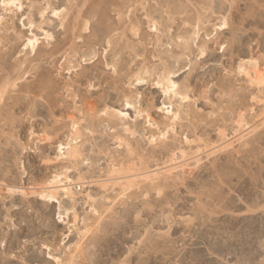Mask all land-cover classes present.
<instances>
[{
  "label": "rangeland",
  "instance_id": "obj_1",
  "mask_svg": "<svg viewBox=\"0 0 264 264\" xmlns=\"http://www.w3.org/2000/svg\"><path fill=\"white\" fill-rule=\"evenodd\" d=\"M3 1L0 242L7 243L8 253L0 247V260L12 259L14 250L20 253L23 249L17 256L22 264H47L48 253L38 244L51 246L63 235L61 256L67 264H192L196 260L264 264V259L260 262L264 233L249 234L255 241L249 240L254 246L261 245L263 253L247 260L252 253L247 250L248 227L244 229L254 214L253 221L264 220V208L249 210L258 202L257 207H264L260 203L264 198V112L260 111L264 110V89L252 84L240 69L245 64L250 66L242 62L264 54L261 0H18L16 4L23 8ZM225 5L229 6L227 11ZM49 6L46 19L41 20L40 12ZM58 9H65L62 17H51V11ZM225 17L227 29L219 27ZM149 21L157 22V33L150 32ZM133 27L139 30V38L132 36ZM44 32L55 39L47 40ZM34 34L40 38L35 52L24 47ZM109 36L112 46L106 57ZM221 44L227 45L225 53L219 51ZM201 50L205 56L199 55ZM114 58H118L119 75L107 70ZM161 61L179 86L178 94L165 97L156 87L160 81L149 77V83L138 85L139 91H135L138 98H150L139 106L142 114L124 108L122 100L134 91L128 88L131 76L142 68L157 66L163 72ZM185 94L188 99H181ZM161 107L179 110L178 120L169 118L167 110L159 112ZM117 110L128 111V118L113 115ZM241 113L249 130L256 129L243 139L249 142L248 149L239 151L240 142H235L232 148L216 152L211 164L203 152L199 156L203 162L194 165V159L189 160L186 174L180 168L173 171L177 175L172 174L169 180L163 177L158 183L160 189L148 181L140 182L130 189L131 197L118 199V186L107 180L115 164L125 168L126 174L133 168L135 172L136 168L147 171L176 166L184 160L181 149L192 152L191 157L197 146L207 150L209 145H221V132L225 131L226 140L232 139ZM74 123L81 133L83 153L72 162L64 160L61 152L73 137ZM122 123L133 133H125ZM163 132H167L166 139L150 142L152 136ZM118 134L129 140L132 154L126 144L120 145ZM62 172L76 183L73 189L78 199L72 201L62 194L60 203L43 200L39 189ZM103 184L109 185L105 189ZM9 188L14 191L9 193ZM141 189L149 195L147 206ZM159 190L161 195L156 196L154 192ZM57 214L64 220L56 219ZM85 231L87 238L81 239ZM77 241H82V248L77 247ZM227 242L231 247L238 245L239 253L214 250L218 246L223 249ZM57 250L53 247L54 252ZM240 257L247 262L240 263Z\"/></svg>",
  "mask_w": 264,
  "mask_h": 264
},
{
  "label": "bare ground",
  "instance_id": "obj_2",
  "mask_svg": "<svg viewBox=\"0 0 264 264\" xmlns=\"http://www.w3.org/2000/svg\"><path fill=\"white\" fill-rule=\"evenodd\" d=\"M18 0H4L3 1V3L5 4V5H11L13 2H17ZM55 11V10H54ZM62 15V14H61ZM60 17H62V16H60ZM200 20V19H199ZM155 21V20H154ZM202 21V20H201ZM200 21V22H201ZM153 22V21H152ZM155 24L157 23V22H154ZM29 38H32V39H36V40H38L39 42H40V38L36 35V34H34L32 37H28L27 38V41H28V39ZM27 43V42H26ZM188 44V43H187ZM37 45H38V43L35 45V49H36V47H37ZM29 47L30 48H33V46L32 45H29ZM188 48V47H187ZM249 65V64H248ZM240 69H243V72L247 75V77L249 78V76L251 75L254 79H259V75H258V73H257V70H256V68L254 67V66H252V65H250V66H246V64L245 65H242L241 66V68ZM261 70H264V68H262ZM250 81V80H249ZM172 82L173 83H175L173 80H172ZM251 82V81H250ZM252 83V82H251ZM253 84V83H252ZM257 85L260 87V84H258L257 83ZM165 90H166V88H165ZM260 91V90H259ZM262 91V90H261ZM264 93V92H263ZM175 95L176 94H178V91H176L175 93H174ZM184 97H187V95L185 94L184 95ZM259 100H260V98H259ZM261 103V102H260ZM260 105V104H259ZM258 105V106H259ZM263 108V107H262ZM256 110V109H255ZM260 110V109H259ZM172 111H174L173 109H172ZM257 111V110H256ZM260 111H263L264 112V110L262 109V110H260ZM181 112V111H180ZM108 113V112H107ZM111 113H113V112H111ZM118 110L115 112V114L113 113V115H117L118 116ZM109 114V113H108ZM107 114V115H108ZM179 110H177V112L176 111H174L173 112V115H172V118L173 119H176L177 118V120H178V116H179ZM261 114V113H260ZM260 114L259 113H257V116L259 115L260 116ZM263 114V113H262ZM112 115V114H111ZM243 113H241L240 114V118H239V116H238V118L236 119V122H237V128H236V130L234 131V133H237V134H235L234 136H233V138L232 139H225L227 136L225 135V131L224 132H221V138H220V140L223 142L221 145L219 144V145H217L218 146V148H219V150L218 151H221V150H225V148H228V147H231V146H233V144L235 143V142H241L244 138H247L248 137V135L252 132V131H255L256 129L255 128H253V129H251V130H249L251 127H248V122H246L245 120H244V117H243ZM110 116V115H109ZM114 117H116V116H114ZM261 117H264V115H261ZM260 117V118H261ZM118 118H120V117H118ZM123 119V118H122ZM126 119V118H125ZM124 120V119H123ZM261 120H263V121H261V125L263 124L264 125V119H262L261 118ZM113 121V120H112ZM111 121V122H112ZM174 121V120H173ZM175 122V121H174ZM124 123H126V122H124ZM251 124H252V122H251ZM77 123H74V127H73V129H74V134H73V137L72 138H70L69 140H68V143L67 144H65L66 146L64 147L66 150L65 151H63V152H61L62 154H64L63 155V157L64 158H66V159H64V160H76V159H78V158H80L81 157V155H82V150H81V146H80V144H79V138H81L80 137V135H81V133L79 134V129H78V127H77ZM254 125V124H253ZM252 125V126H253ZM121 126H125L123 123L121 124ZM129 126V125H128ZM127 125L124 127V129H125V133H127L126 131H130L131 130V132L133 133V129L132 128H129ZM246 127H248V128H246ZM259 127V126H258ZM258 127H256V128H258ZM133 130V131H132ZM249 130V131H248ZM223 131V130H222ZM248 131V132H247ZM130 132V133H131ZM131 133V134H132ZM228 134V133H227ZM125 135V134H124ZM127 136V135H126ZM125 136V137H126ZM229 136V135H228ZM238 137V138H237ZM116 138H117V140L119 141V143H120V145H123V144H126L127 145V151H132L131 150V148H130V144H129V140L127 141L125 138H123L122 136H120L119 134H118V137L116 136ZM128 138V137H127ZM235 138V139H234ZM237 138V139H236ZM225 139V141H223ZM81 140H82V138H81ZM80 140V141H81ZM218 140V139H217ZM188 142V141H187ZM81 143V142H80ZM83 143V142H82ZM189 144H190V142H189ZM188 144V145H189ZM192 144V143H191ZM200 144V143H199ZM198 145V144H197ZM202 145V144H201ZM216 145V144H215ZM64 146V145H63ZM83 147V146H82ZM192 147H194L193 145H192ZM192 147H189L190 148V151L192 150L193 151V149L194 148H196V146L193 148V149H191ZM61 148V147H60ZM232 148V147H231ZM204 148L202 147V146H197V150H195V151H193L194 152V154L190 157V156H188V155H190V154H192V152L189 154V153H186V151L183 149H181L180 151H179V153H181L180 155H181V157L184 159L183 160V162H180L179 164H176V166L175 165H167L168 167H166L165 169H163V168H159V167H157V168H159V169H155V170H147V171H138V169L136 168V171L134 172V169L135 168H133V170H131V172H130V174H129V172H128V174H126L125 173V171H123L124 169H122V167L121 168H119V167H116L117 165L115 164V166L112 168V169H110V173L108 174V177H110V178H108L107 180L111 183V185L112 186H118V188H119V195L117 194V196L119 197V196H122L121 194L122 193H124L125 192V190L126 189H131L135 184H137V183H140V182H149L151 185H154V182L155 183H159V181L164 177L165 179H170V176L172 175V174H174V175H177V174H175V170H177L178 169V171H180V169H182L183 170V172L186 174V172H187V169H186V167H188V166H190V163H189V160H191L192 161V159H194V161H195V164L194 165H197V164H199L200 163V161L202 160L203 161V159L202 158H200L199 156L204 152L205 153V150H203ZM187 151H189V150H187ZM218 151H217V153H218ZM128 153V152H127ZM203 153V154H204ZM129 154H132L131 152L129 153ZM179 155V154H178ZM133 156V155H132ZM202 157V156H201ZM133 158V157H132ZM131 158V159H132ZM173 158V157H172ZM172 158H170L171 160H172ZM206 158V157H205ZM127 159V158H126ZM169 159V160H170ZM67 160V161H68ZM79 160V159H78ZM78 160H76V161H78ZM124 160V159H123ZM168 160V161H169ZM170 160V161H171ZM175 160V159H174ZM182 160V159H181ZM75 161V162H76ZM125 161V160H124ZM123 161V162H124ZM167 161V162H168ZM173 161V160H172ZM73 162V161H72ZM111 162V161H110ZM167 162H165V163H167ZM121 163H122V161H121ZM174 163V162H173ZM112 165H114V164H112ZM194 165H192V166H194ZM74 166V165H73ZM156 166V165H155ZM161 166V165H160ZM164 166V165H163ZM71 167V166H70ZM66 168H68V167H66ZM110 168H111V166H110ZM145 168V167H144ZM144 168H142V169H144ZM180 168V169H179ZM122 169V170H121ZM132 169V168H131ZM141 169V168H140ZM150 169V168H149ZM126 170V169H125ZM190 170V169H189ZM188 170V171H189ZM128 171H130V169H128ZM173 171H175V172H173ZM261 171V170H260ZM65 172H68V170L67 171H65ZM108 172V171H107ZM180 173V172H179ZM190 173V172H189ZM62 174H63V172H62ZM62 174H61V176H62ZM56 175H58V174H56ZM64 176L66 175L65 173L63 174ZM182 175V174H181ZM60 176V174L58 175V176H56V177H54L53 179H51V181H49L48 182V184H46V186L45 187H43V188H41V189H39L40 191L38 192L37 190V192H38V194L43 198V200L44 199H46L45 197H52V196H54L55 197V199H51L52 201H60V195H62L63 194V196H66V197H68V199H71L72 201H75V200H77L78 199V197L76 198V191L73 189V180L70 178V176H65L64 178L63 177H61ZM80 176H81V174H80ZM79 176V177H80ZM172 177V176H171ZM81 178V177H80ZM103 178H105V177H103ZM102 178V179H103ZM82 179V178H81ZM77 180H78V178H77ZM104 180V179H103ZM106 180V179H105ZM104 180V181H105ZM164 180V179H163ZM167 180V181H168ZM101 181V180H100ZM86 182V181H85ZM89 182V181H88ZM88 182H86V183H88ZM98 182V181H97ZM102 182V181H101ZM100 182V183H101ZM85 183V184H86ZM74 184H76V183H74ZM96 184V183H95ZM97 185V184H96ZM100 185V184H99ZM109 184H103V185H101L103 188H105L106 189V187L108 186ZM160 185V184H159ZM162 185V184H161ZM112 188V187H111ZM153 189H154V187H152ZM1 189V188H0ZM65 189H67L68 191H67V193H65ZM159 189H160V187H159ZM113 190V189H112ZM161 190H162V187H161ZM161 190H159V192H161ZM22 191V190H21ZM35 191V192H36ZM75 191V192H74ZM23 192V191H22ZM35 192H34V194H35ZM262 193V192H261ZM77 196H78V194H77ZM89 196V195H88ZM122 198V197H121ZM61 202V201H60ZM59 202V203H60ZM259 203V202H258ZM258 203H256L254 206H256V207H253L252 206V208H249V210L250 211H252V212H255V211H257V210H259V209H261V208H264L262 205H260V206H258L257 207V205H258ZM71 204H72V202H71ZM254 204V203H253ZM249 205H252V204H249ZM73 206H75V205H73ZM249 207V206H248ZM248 210V211H249ZM262 212H264V211H261V213ZM260 213V214H261ZM257 214V213H256ZM259 214V215H260ZM76 215V214H75ZM264 215V214H263ZM254 216H255V214H254ZM253 216V217H254ZM262 216V215H261ZM235 216H233V218H234ZM242 217V216H241ZM252 217V216H251ZM251 218L252 219V221H250L251 219L249 218V217H247V219L249 218L250 220H249V222L247 221V219H245V221H247L246 222V224H247V226L246 225H244V226H246L244 229H246L247 227H248V230H246V231H248L247 233H245V235H247L246 236V239L249 237V238H251L252 240H254L255 238H253V236H250L249 234H251V233H256V236H260L261 235V233H264V220L263 219H261L259 222H257V221H253V220H255L254 218ZM235 219V218H234ZM240 219V218H239ZM241 220V219H240ZM257 222V223H256ZM96 223V222H95ZM92 224V223H91ZM245 224V223H244ZM87 225V224H86ZM89 227V226H88ZM239 227V226H238ZM90 228V227H89ZM242 228H239V230H241ZM85 230H87L86 228H85ZM91 230V229H90ZM89 231V230H88ZM88 231H85L84 233H83V235H82V237H81V239H84L86 236H87V233H88ZM245 231V232H246ZM243 232V231H242ZM241 232V233H242ZM80 233H82V229L80 230ZM92 233V232H91ZM79 234V233H78ZM243 234V233H242ZM91 235V234H90ZM238 235V234H237ZM232 236H234L235 237V234L234 235H232ZM240 236H242V235H240ZM244 236V235H243ZM264 236V235H263ZM230 238H231V236H229ZM87 238V237H86ZM229 238V239H230ZM242 238V237H241ZM249 238L247 239L248 240V242L250 243V245H249V243L248 242H246V241H244V240H246L245 239V237L243 238L244 240V244L245 243H248V245L250 246V248L249 249H247L248 251H250V253H252V256H250L248 253H247V255H249V256H247V260H249V258L251 259V258H255V257H257L258 258V255H260V253L262 254L263 252H261V250L260 249H262V248H260L259 246H261V245H259V246H254V242H252V240H251V242H250V240H249ZM260 238V237H259ZM234 239V238H233ZM258 239V238H257ZM238 240V239H237ZM83 241V240H82ZM82 241H77V242H79L78 243V248H82V247H79L80 246V244H81V242ZM240 241H242V240H240ZM255 241V240H254ZM260 241H261V239H260ZM258 242V241H257ZM263 242H264V239H263ZM243 243V242H242ZM231 245H232V243H231ZM247 245V244H246ZM263 245H264V243H263ZM233 246V245H232ZM235 246V245H234ZM243 246V245H242ZM245 246V245H244ZM248 246H246V248H247ZM262 247V246H261ZM222 248L223 249H221L219 246L218 247H216L214 250H216V251H218V252H226L227 254H237V253H239V246L237 245V247H231L230 245H229V243L227 242L224 246H222ZM244 248V247H243ZM244 251H246L245 249H243ZM242 249L240 250V252L241 251H243ZM216 251H215V253H216ZM238 251V252H237ZM72 252V251H71ZM78 252H80L79 250H78ZM78 252H76V254H78ZM243 253V252H242ZM73 254V253H72ZM71 256V255H70ZM78 256H80V253H79V255ZM264 256V255H263ZM73 257H75V255L73 254ZM245 257V256H244ZM76 258V257H75ZM243 258V257H242ZM242 258L240 257V260H242ZM259 258H260V256H259ZM74 259V258H73ZM245 259H246V257H245ZM245 259H243L240 263H242ZM262 259H264V257L263 258H261V261L260 262H262ZM247 260H245L246 262H247ZM239 262V261H238ZM259 262V263H260ZM243 264V263H242ZM261 264V263H260Z\"/></svg>",
  "mask_w": 264,
  "mask_h": 264
},
{
  "label": "snow or ice",
  "instance_id": "obj_3",
  "mask_svg": "<svg viewBox=\"0 0 264 264\" xmlns=\"http://www.w3.org/2000/svg\"><path fill=\"white\" fill-rule=\"evenodd\" d=\"M262 5H264V0H261ZM11 7H21L23 8V5H17L15 2H13L11 5ZM51 6H49L48 8H45L43 11L40 12V18L41 20L46 19L47 13L49 11ZM231 7H235V5L233 4ZM229 8L228 5H225L224 10L227 11ZM65 9H58L55 11H51V17H60L61 13L64 12ZM129 14H131V10L129 9ZM264 14V13H262ZM114 18H119V17H114ZM3 16H0V22H3ZM145 19H149L148 17H145ZM26 21H21V23H25ZM31 28H34L35 25H28ZM61 27H63V24H61ZM219 27L223 28V29H227L229 28V23H228V19L227 17L224 18V20L219 24ZM87 26L85 27V31H87ZM149 30L151 33H157L158 29H157V25L151 21H149ZM197 30H198V26H197ZM41 31L43 32V28L41 29ZM132 36L139 38V30L135 27L132 28ZM44 37L51 41L54 40L55 37H53L51 34H49L48 32H44ZM117 38H119V35L117 34ZM39 43L38 40L36 39H32L29 38L27 43L24 44L25 48H28L29 45H32L33 48V52H35V45ZM112 46V37L109 36L108 38V45L104 50V54L107 57L108 54V49L111 48ZM172 45H169V47H171ZM227 50V45L225 44H221L219 51L221 53H225ZM199 55L205 56L206 53L201 50ZM153 60H157V57H153ZM242 63H247L249 65H252L256 68L257 73L259 75V79H254L251 75L249 76V80L253 83V84H260L261 88L264 89V70H261L262 68H264V54L261 55V57H259L258 59H253V60H249L246 62H242ZM118 64V58H114L113 62L111 64L107 65V70L110 73L113 74H117L119 75L120 69L118 67H116V65ZM161 66L163 65V62L161 61ZM241 71H243V69H241ZM175 74V73H173ZM131 75V74H130ZM225 75H227V73H225ZM149 77H151L152 79H157L160 82L156 84V87L161 89L163 91V95L165 97H169L170 95H173L176 91L179 90V86L176 83L172 82V77L171 75H169V71L167 69V66H164V71L160 72V66L154 67V68H149L147 70L145 69H141V71L139 73H137L134 76H131V78L128 80V88L129 89H133V94L131 97L125 98L122 100V105L124 108L128 109V110H133V109H137V115H141L142 113L139 111V106H144L146 104V102H150V98H138L135 95V91H139V89L137 88L138 85H146L149 83ZM43 86V85H42ZM166 88V90H165ZM5 99V96L3 95L2 92H0V103H2ZM139 99V105L137 104V101ZM181 99H188V97H181ZM253 99H255V97H253ZM157 103H159V101H157ZM165 106L167 105V101L164 102ZM262 105H264V101H262ZM168 111L169 113V118H172V111L170 109H167L166 107H161L158 111L159 112H164V111ZM106 114V113H105ZM118 116L121 118H128V111H124V110H120L118 111ZM155 114V113H154ZM146 115V114H145ZM211 115V114H210ZM147 119L149 121V124H152V116L149 115L147 116ZM262 119H264V117H262ZM153 127H159V125H152ZM262 134H264V128H262ZM167 137V132H163L159 137L157 136H152L151 138V143L152 144H156L158 142V140H164ZM185 139H187V137H185ZM201 144H203V142H201ZM261 159L264 160V140L261 141ZM239 151L243 152L245 149H248L250 147V144L247 140H242L240 142V144L237 146ZM61 150H63V145H61ZM219 150L217 145H209V147L207 148V150L205 151V154L208 155L209 159L207 161L208 164H211L212 161L215 159V153ZM203 162V161H201ZM154 187L158 188L159 184L154 182ZM9 193L13 192L14 190L12 188L8 189ZM67 189H65V193H67ZM140 194L143 197V202L145 204V206L148 205L149 201V195L148 193H146L144 191V189L140 190ZM154 194L156 196L161 195V193L159 191L154 192ZM122 197L127 200L129 197H131L133 195V190L130 189H126L124 193L121 194ZM46 199H55L54 196L52 197H45ZM119 199V197H118ZM57 203H59V201H57ZM261 204H264V198L261 199L260 201ZM262 211H264V209H261ZM94 211V209H93ZM143 211V210H141ZM97 215H99V213H97ZM137 218L140 217V211L136 212ZM56 219L63 221L64 217L63 215L57 214ZM71 227V225L69 226ZM29 241H25V245H28ZM39 247H41L42 251H47L48 253V259H47V264H67V262L65 261V259L62 258L61 253L64 251V247H65V239L64 236H58V238L54 241L53 245H49L48 243H44L43 245H39ZM0 247H3L4 252L7 254L8 253V247H7V243L6 242H0ZM53 247H56L58 250L57 251H53ZM23 249L20 250V253H17L15 250L12 253V259H7L5 258L4 260H0V264H22V262L17 259V256L19 254H22ZM192 264H213V262L210 261H204V260H196L193 261ZM216 264H219V262H216Z\"/></svg>",
  "mask_w": 264,
  "mask_h": 264
}]
</instances>
